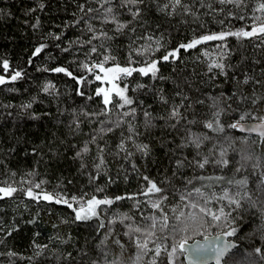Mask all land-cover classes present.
Masks as SVG:
<instances>
[{
	"label": "trees",
	"instance_id": "obj_1",
	"mask_svg": "<svg viewBox=\"0 0 264 264\" xmlns=\"http://www.w3.org/2000/svg\"><path fill=\"white\" fill-rule=\"evenodd\" d=\"M260 3L264 0H245L242 8H237L221 5L219 0H182L175 7L174 0H143L135 5L126 0H1L0 75L9 82L0 85V187L11 186L17 191L9 197L0 193V264H133L137 253L134 239L140 234L126 235L125 225L143 227L147 222L140 213L147 216L153 211L144 203L149 197L137 195L141 201L139 211L133 207L135 201L121 200L110 207L101 206L99 220L74 221L72 209L30 198L26 195L29 188L34 193L82 197L83 203L93 196L139 194L147 186L142 177L147 176L168 190L165 208L171 216V209L180 204L179 192L173 194L171 188L182 189L184 179L197 175L247 178L246 190L257 201V207L241 209L240 218L232 225L238 232L228 238L238 246L227 264H264L260 254L255 253L259 247L264 254V214L260 208L264 202V144L249 136L244 145L239 138L247 135L227 128L241 111L264 115V37L229 36L226 41L181 49L179 59L170 58L157 65L155 79L134 72L116 81L121 88L127 86L126 94L134 103L123 109L113 108L108 116L97 115L104 105L95 90L111 85L95 81L94 74L82 68L85 63L99 62L102 54L115 57L116 63L125 66L129 53L135 61L132 66L143 67L146 61L159 60L166 52L203 34L251 30L254 23H260L255 16L264 20V12L256 11ZM108 8L111 13L106 11ZM137 9L139 15L133 19ZM240 15L244 19H239ZM119 24L127 27L118 30ZM89 25L94 32L88 31ZM102 32L110 38L100 36ZM93 35L100 38L88 44ZM156 41L159 51H154ZM149 44L153 51L135 55L134 50ZM40 45L46 47L34 56ZM92 47L98 51L92 53ZM5 60L9 62L7 70L3 68ZM213 62L223 63L224 70L209 71ZM105 66H112V62ZM56 67L68 69L74 77H85V83L78 85L72 77L51 71ZM15 71L23 74L11 81ZM48 84L55 87L45 93L43 88ZM78 91L85 95H78ZM112 99L116 102L118 98L113 95ZM214 100L219 101L216 107ZM29 103L31 108L22 107ZM228 104L236 111L228 110ZM173 107L182 114L179 121L170 118ZM131 109H135L134 115H121ZM218 109H224L219 117L224 133L205 127L208 122L215 126ZM145 112L150 116L146 118ZM107 121L112 122V131H106L110 126ZM225 136L234 141L233 147H229ZM195 137H207L199 149L189 143ZM121 142L130 156L120 150ZM136 144H146L148 154L138 151ZM85 145L89 151L77 157ZM221 148L227 149L229 161L223 169L213 163ZM240 149H247L246 154L252 158L242 161L244 167L237 173L239 164L234 162L240 160ZM204 156L210 160L205 169L190 163ZM101 157L104 164L97 169ZM177 160L185 161L182 167H177ZM194 182L199 186V181ZM36 183L41 184L40 189L34 187ZM215 191L219 193V187ZM124 214L133 220L121 223ZM101 222L103 228L99 227ZM220 229L228 230V225L221 221L220 228H209L207 236L216 235ZM204 238L203 234L191 236L188 244ZM171 243L165 242L169 250ZM149 247L154 246L150 243ZM9 252L14 255H7ZM152 256L149 252L139 264H150ZM174 259L175 264H185V254L177 253ZM157 264L171 261L162 252Z\"/></svg>",
	"mask_w": 264,
	"mask_h": 264
},
{
	"label": "snow or ice",
	"instance_id": "obj_2",
	"mask_svg": "<svg viewBox=\"0 0 264 264\" xmlns=\"http://www.w3.org/2000/svg\"><path fill=\"white\" fill-rule=\"evenodd\" d=\"M107 2V0H105ZM143 0H126V3L129 5H135L138 3H142ZM182 0H174V7L181 5ZM221 5L231 4L237 8H242L245 4V0H219ZM124 6V5H122ZM43 7V5H41ZM187 11V9H185ZM81 11H84L83 7H81ZM92 9L89 8L88 12H91ZM108 13L112 12L111 8L106 10ZM223 11V9H221ZM256 11L264 12V3H260ZM139 15V10L133 13V19ZM229 16L233 14L231 12L228 13ZM239 19H244L243 15L239 16ZM115 18L113 17V21ZM254 20L260 21L259 24L254 23L251 26V30L238 29L236 31H220V32H212L208 34H203L199 37L193 38L188 43H182L177 48L166 52L163 54L159 60H151L146 61L145 66L143 67H133L132 65L135 61L132 59V53H129L128 62L125 66L120 65L115 62V57L102 54V59L99 62L93 63L91 65L85 63L82 65V68L89 73L94 74V80L100 81L101 84L111 85L110 88L106 87H98L95 90V95L102 98V103L104 108L97 114L98 116H108L113 108L123 109L125 106H131L134 101L130 98L127 93V86L121 88L116 81H119L123 78H127L133 75L134 72H139L141 75L148 76L151 75L153 79L156 78L157 73L159 72V68L157 65L161 61H169L171 59H179V53L181 49H193L200 44L207 43L210 41H226L229 36L237 37V38H252V37H264V20L259 16H255ZM105 22H108L105 20ZM78 23V21H77ZM223 23V21H220ZM127 27L126 24H119L118 30H122ZM88 31L94 32V29L91 25L88 26ZM135 31V28L132 29ZM102 37H107L106 32H102L100 34ZM100 36L93 35L91 39L87 41L88 44L92 43V39H99ZM59 39V37H56ZM150 39V38H149ZM157 47L154 51H159V41H156ZM46 47V45H40L35 48L33 55H39L42 50ZM218 47L226 48V45H218ZM92 53H96L98 49L96 47H92L90 49ZM135 51V55H144L150 51H153L151 44L148 46H144L142 48H138ZM207 55V53H205ZM109 62H112V66L106 67L105 65ZM3 68L5 70L9 69V62L7 60L3 61ZM213 68L224 70L225 65L223 63L213 62L209 65V71ZM47 71V69H45ZM98 70V71H96ZM51 71L56 73H64L69 77H72L76 80L78 85H83L85 83V77H74L72 72L64 67H56L51 69ZM21 71H15L13 75H11L10 80L16 81L18 78L22 76ZM226 74V73H225ZM9 82L5 76L0 75V85ZM244 83H248L246 79ZM54 85L48 84L43 88L45 93H48L50 89H54ZM137 87H143V85H137ZM78 95H85L84 92L78 91ZM115 95L118 99L116 102L113 101L112 97ZM179 95V93H178ZM235 95V93L233 94ZM88 99H92V97H88ZM164 100L163 97H161ZM247 99V97H244ZM167 103L166 100H164ZM202 103V101H199ZM218 100H214L213 107H216L218 104ZM255 103V100L252 101ZM31 103L23 105V108H31ZM227 109L230 111H236L232 109L231 104L227 105ZM224 109H218L215 112V126L213 122L206 123L205 127L208 129H212L217 133H224L225 126L220 123L219 117L221 112ZM135 109H131L130 112L121 113L122 116L134 115ZM144 116L147 118L150 116V113L145 112ZM170 118L179 121L182 118V114L179 111V108L173 107L170 112ZM251 119L257 121L254 124L245 123L246 120ZM119 119L117 120L115 126H119ZM101 123H105V121H101ZM109 123V127L106 131H112L113 127L111 121H107ZM150 123V121H148ZM228 129H235L242 133H247L248 136L239 138L241 143L247 145L248 137L251 134H255L259 138V144H264V115H255L250 111H241L239 117L232 122L227 124ZM102 131H105L102 129ZM131 139V137H130ZM203 139H207V137H195L189 140L195 148L199 149L201 146V142ZM225 141L228 142L229 147H233L234 141L228 137H224ZM95 141V137H93V142ZM254 143H256L254 141ZM136 149L142 152L144 155L148 154V146L146 144H136ZM119 148L123 152H127L126 146L124 142H121ZM89 148L85 145L82 151H78L76 153L77 157H80L82 153H87ZM102 152L103 149H100ZM247 149L238 150V154L240 155V160L235 161L234 163L239 164V167L235 168V172H240L244 167L242 161L250 160L252 157L246 154ZM130 156L131 153L127 152ZM199 155V153H197ZM227 149L221 148L219 152L218 158H216L213 163L216 166H219L221 169L228 166L229 161L226 159ZM185 161L177 160V167H182ZM195 167L203 170L207 165L210 164V160L207 156H204L202 159L195 160L193 162ZM104 164L103 158L101 157L99 163L96 165V168L99 169ZM135 167V165H133ZM255 167V165H254ZM176 173L174 172L173 175ZM147 186L141 190L139 194L132 195H124V196H116L114 198H96L95 196L87 199L85 202L81 203L80 200L83 198H77L75 196L68 198L66 196L60 194H52L47 192H39L34 193L32 188L27 189L26 195L30 198L39 200L43 199L44 201L54 202L56 204H64L69 209H72L75 212L74 221H88L93 218H97L99 220L101 212H103V208L101 206H111L114 203L121 200H133L135 201L133 207H135L139 211V205L141 203L140 200L137 199V195H142L144 197H149L148 200L144 201L150 208L153 210L150 215L145 216L143 213H140L143 221L147 223L143 226H133L132 224L125 225L128 231L125 233L130 237L132 234H140L134 239L135 247L137 248V253L135 256V260L133 264H139V261L143 256L147 255L149 252L153 253V256L150 260V264H157V258L161 256V253H165L171 264H175V259L177 253L180 255H184L187 253L189 258V264H211V262H215V264H227V256L232 249H234L237 245L234 244L230 240H225L222 237H234L238 232L237 227H233L236 219L240 218V210H247L248 208H256L257 201L253 200L252 196L249 194L247 189V178L242 179H229L224 175H197L194 179H184L182 183L184 184V188L177 189L175 187L171 188V192L173 194L179 192V201L176 207L171 209L172 215H169V212L165 208V202L169 199L168 190H166L163 186L158 185L157 182L151 181L149 177H142ZM194 181H199V186H196ZM264 184V180L261 181ZM191 186V187H189ZM36 189L41 188L40 183H36L34 185ZM219 187L220 192L217 193L215 189ZM17 189L14 187H0V193L5 197L11 196ZM98 191H102V189H98ZM151 197H155V199H151ZM78 204V207H74V203ZM215 204L216 207H212L211 205ZM261 212L264 214V202L260 205ZM177 209H180L177 211ZM183 209H188L185 212ZM233 213L236 215L233 216ZM125 220H133V217L124 214L120 217V222L123 223ZM175 221L174 223L172 221ZM223 221L228 225V230L220 229L216 232V235L211 240L208 239L207 232L208 229L215 226L218 229L220 228V223ZM115 222V221H112ZM100 228L104 227V224L101 222L99 224ZM264 227V225H262ZM11 233H9L10 235ZM205 235L206 243H195L190 247H186L188 245V240L191 236L194 235ZM177 236L180 238L177 239ZM143 237V239L141 238ZM107 236L105 237V240ZM171 240L170 250L169 247L166 246L165 242ZM2 242V241H0ZM105 241H101L104 243ZM119 244V241H116ZM152 244L154 247H149V244ZM122 247V246H121ZM255 253L260 254L261 260H264V254H262L261 248H256ZM7 255L12 256L14 253L9 252ZM105 255H107L105 253ZM116 264V262H113Z\"/></svg>",
	"mask_w": 264,
	"mask_h": 264
},
{
	"label": "water",
	"instance_id": "obj_3",
	"mask_svg": "<svg viewBox=\"0 0 264 264\" xmlns=\"http://www.w3.org/2000/svg\"><path fill=\"white\" fill-rule=\"evenodd\" d=\"M0 2H1V0H0ZM245 123H247V124H254V123H256V122H245ZM237 132H239L240 134H243V135H247L248 136V134L247 133H242V132H240V131H238V130H236ZM251 136H255V137H257L255 134H251ZM258 138V137H257ZM215 237V235H213V236H208V239L209 240H211L212 238H214ZM223 239H225V240H229V238L228 237H222ZM231 241V240H230ZM197 242H199V243H201V244H203V243H206L207 241H206V239L204 238V239H201V240H196V241H194V242H192V243H190V244H188L186 247H190L191 245H193V244H195V243H197ZM234 244H236L237 245V243L236 242H234V241H232ZM238 246V245H237ZM237 246L234 248V249H232L231 251H230V253L228 254V256L237 248ZM228 256H227V258H228ZM185 264H189V258H188V256H187V253H185ZM211 264H215V262L213 261V262H211Z\"/></svg>",
	"mask_w": 264,
	"mask_h": 264
},
{
	"label": "rangeland",
	"instance_id": "obj_4",
	"mask_svg": "<svg viewBox=\"0 0 264 264\" xmlns=\"http://www.w3.org/2000/svg\"><path fill=\"white\" fill-rule=\"evenodd\" d=\"M229 257V256H228Z\"/></svg>",
	"mask_w": 264,
	"mask_h": 264
}]
</instances>
